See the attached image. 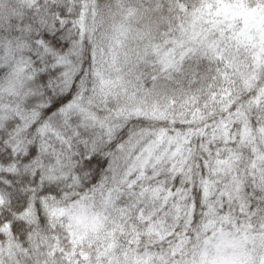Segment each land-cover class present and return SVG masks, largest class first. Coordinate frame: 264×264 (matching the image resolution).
Segmentation results:
<instances>
[{
  "label": "snow or ice",
  "instance_id": "obj_1",
  "mask_svg": "<svg viewBox=\"0 0 264 264\" xmlns=\"http://www.w3.org/2000/svg\"><path fill=\"white\" fill-rule=\"evenodd\" d=\"M0 264H264V0H0Z\"/></svg>",
  "mask_w": 264,
  "mask_h": 264
}]
</instances>
